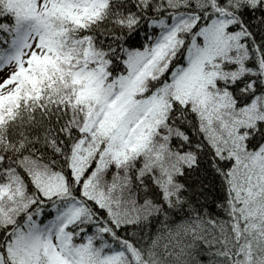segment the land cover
Wrapping results in <instances>:
<instances>
[{"label": "snow or ice", "instance_id": "snow-or-ice-1", "mask_svg": "<svg viewBox=\"0 0 264 264\" xmlns=\"http://www.w3.org/2000/svg\"><path fill=\"white\" fill-rule=\"evenodd\" d=\"M0 264H264V0H0Z\"/></svg>", "mask_w": 264, "mask_h": 264}]
</instances>
